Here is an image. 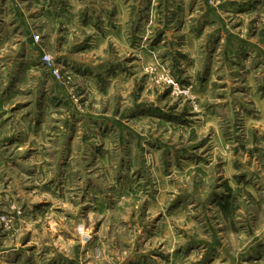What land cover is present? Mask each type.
<instances>
[{
  "label": "rangeland",
  "instance_id": "1",
  "mask_svg": "<svg viewBox=\"0 0 264 264\" xmlns=\"http://www.w3.org/2000/svg\"><path fill=\"white\" fill-rule=\"evenodd\" d=\"M0 264H264V0H0Z\"/></svg>",
  "mask_w": 264,
  "mask_h": 264
},
{
  "label": "built area",
  "instance_id": "2",
  "mask_svg": "<svg viewBox=\"0 0 264 264\" xmlns=\"http://www.w3.org/2000/svg\"><path fill=\"white\" fill-rule=\"evenodd\" d=\"M43 60L47 63V65H48V67H49L50 69L54 70V72L57 73V70H56V68H55V66H54V62H53V60H52V57H51L49 54H45V55L43 56Z\"/></svg>",
  "mask_w": 264,
  "mask_h": 264
},
{
  "label": "crops",
  "instance_id": "3",
  "mask_svg": "<svg viewBox=\"0 0 264 264\" xmlns=\"http://www.w3.org/2000/svg\"><path fill=\"white\" fill-rule=\"evenodd\" d=\"M71 6H72V5H71ZM78 7H79V6H76L74 9L77 10ZM72 9H73V6H72ZM66 14H67V13L61 15V17H59V18H56V19H52V18H51V19H52L53 21H56V22H65V21L67 22V20H66L67 18L65 17ZM69 21H71V22L74 21V23H75V18L71 16V20H69ZM69 21H68V22H69ZM53 23H55V22H53ZM75 24L78 25L77 22H76Z\"/></svg>",
  "mask_w": 264,
  "mask_h": 264
}]
</instances>
